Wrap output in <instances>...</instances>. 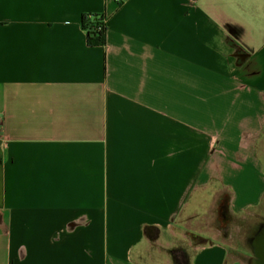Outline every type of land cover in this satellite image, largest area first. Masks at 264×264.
Listing matches in <instances>:
<instances>
[{"label":"crops","instance_id":"obj_1","mask_svg":"<svg viewBox=\"0 0 264 264\" xmlns=\"http://www.w3.org/2000/svg\"><path fill=\"white\" fill-rule=\"evenodd\" d=\"M263 129L264 0H0V264H227Z\"/></svg>","mask_w":264,"mask_h":264},{"label":"rangeland","instance_id":"obj_2","mask_svg":"<svg viewBox=\"0 0 264 264\" xmlns=\"http://www.w3.org/2000/svg\"><path fill=\"white\" fill-rule=\"evenodd\" d=\"M257 153L262 162H264V129L262 130L258 138ZM217 199V207L214 208L217 214V218L209 221L211 211H202L197 214V217H202L198 219L200 222L196 221L195 218L189 222L188 232L194 233L196 230H204L206 228H214L219 226L221 229V235L219 238L227 243L229 248V255L227 257V264H247L248 257L253 254V248L251 245V239L259 231L261 226L264 224V197L262 203L251 209L244 216L233 217L229 212L228 205V192L223 189L219 190V193L215 196ZM205 213L209 217L208 223L204 224L206 221ZM229 234L232 236L229 237ZM174 248H180L185 251L182 246H175ZM170 250V254H171ZM172 256V255H171ZM172 262L174 263L173 257Z\"/></svg>","mask_w":264,"mask_h":264},{"label":"trees","instance_id":"obj_3","mask_svg":"<svg viewBox=\"0 0 264 264\" xmlns=\"http://www.w3.org/2000/svg\"><path fill=\"white\" fill-rule=\"evenodd\" d=\"M81 28L85 31L88 46H101L105 43V16L99 13H85L80 18ZM175 264H189L186 252L180 248L171 250Z\"/></svg>","mask_w":264,"mask_h":264},{"label":"water","instance_id":"obj_4","mask_svg":"<svg viewBox=\"0 0 264 264\" xmlns=\"http://www.w3.org/2000/svg\"><path fill=\"white\" fill-rule=\"evenodd\" d=\"M256 244H257L259 254L261 255V258L264 261V226H262V228L260 229V231L258 233V237L256 239Z\"/></svg>","mask_w":264,"mask_h":264},{"label":"flooded vegetation","instance_id":"obj_5","mask_svg":"<svg viewBox=\"0 0 264 264\" xmlns=\"http://www.w3.org/2000/svg\"><path fill=\"white\" fill-rule=\"evenodd\" d=\"M256 248L255 249H257V246H255Z\"/></svg>","mask_w":264,"mask_h":264}]
</instances>
